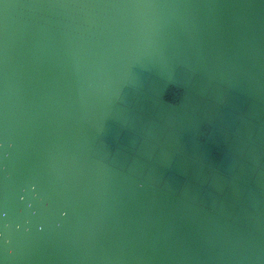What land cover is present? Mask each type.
I'll list each match as a JSON object with an SVG mask.
<instances>
[{
  "label": "water",
  "instance_id": "water-1",
  "mask_svg": "<svg viewBox=\"0 0 264 264\" xmlns=\"http://www.w3.org/2000/svg\"><path fill=\"white\" fill-rule=\"evenodd\" d=\"M0 264H264V0H0Z\"/></svg>",
  "mask_w": 264,
  "mask_h": 264
}]
</instances>
